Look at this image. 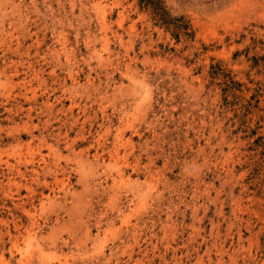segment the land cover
<instances>
[{
	"label": "rangeland",
	"instance_id": "374dc122",
	"mask_svg": "<svg viewBox=\"0 0 264 264\" xmlns=\"http://www.w3.org/2000/svg\"><path fill=\"white\" fill-rule=\"evenodd\" d=\"M0 264H264V0H0Z\"/></svg>",
	"mask_w": 264,
	"mask_h": 264
}]
</instances>
